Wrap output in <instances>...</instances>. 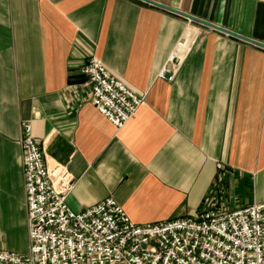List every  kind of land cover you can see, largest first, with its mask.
Listing matches in <instances>:
<instances>
[{
	"label": "crops",
	"instance_id": "1",
	"mask_svg": "<svg viewBox=\"0 0 264 264\" xmlns=\"http://www.w3.org/2000/svg\"><path fill=\"white\" fill-rule=\"evenodd\" d=\"M155 1L264 43V1ZM92 55L146 95L122 128L91 102ZM24 123L74 176V210L112 196L148 223L264 201V47L145 0H0V247L14 251L30 244Z\"/></svg>",
	"mask_w": 264,
	"mask_h": 264
},
{
	"label": "built area",
	"instance_id": "2",
	"mask_svg": "<svg viewBox=\"0 0 264 264\" xmlns=\"http://www.w3.org/2000/svg\"><path fill=\"white\" fill-rule=\"evenodd\" d=\"M82 72L91 102L118 128L147 101L95 55ZM20 143L30 244L24 253L0 247V264H264V201L235 209L214 203L193 216L148 223L132 220L112 196L74 210L67 202L74 176L65 166L51 170L30 123L22 125Z\"/></svg>",
	"mask_w": 264,
	"mask_h": 264
},
{
	"label": "water",
	"instance_id": "3",
	"mask_svg": "<svg viewBox=\"0 0 264 264\" xmlns=\"http://www.w3.org/2000/svg\"><path fill=\"white\" fill-rule=\"evenodd\" d=\"M145 1L150 2V3H153V4L158 5V6H160V7L166 8V9L171 10V11H173V12L179 13V14H181V15H184V16H186V17H188V18H190V19H192V20H194V21H197V22L201 23V24H204V25H207V26H209V27H212V28H215V29L221 30V31H223V32H226V33H229V34H231V35H234V36H236V37H238V38H241V39L247 40V41H249V42H252V43H254V44H257V45H259V46L264 47V43L261 42V41H258V40H255V39H252V38L247 37V36H244V35H241L240 33H237V32H234V31H232V30H230V29H227V28L221 27L220 25H217V24L212 23V22H210V21H207V20H205V19H201V18L196 17V16H194V15H192V14H190V13H186V12L180 11L179 9H176V8H174V7H171V6L166 5V4H164V3H160V2L155 1V0H145Z\"/></svg>",
	"mask_w": 264,
	"mask_h": 264
},
{
	"label": "rangeland",
	"instance_id": "4",
	"mask_svg": "<svg viewBox=\"0 0 264 264\" xmlns=\"http://www.w3.org/2000/svg\"><path fill=\"white\" fill-rule=\"evenodd\" d=\"M11 250H13V249H11ZM15 251H17V252H27L28 251V248L25 249L24 251H19V250H15Z\"/></svg>",
	"mask_w": 264,
	"mask_h": 264
}]
</instances>
